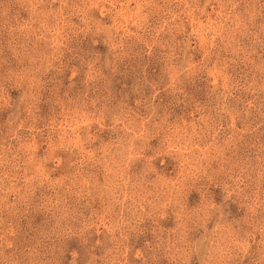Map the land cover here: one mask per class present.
Here are the masks:
<instances>
[{"label":"rangeland","instance_id":"1","mask_svg":"<svg viewBox=\"0 0 264 264\" xmlns=\"http://www.w3.org/2000/svg\"><path fill=\"white\" fill-rule=\"evenodd\" d=\"M0 264H264V0H0Z\"/></svg>","mask_w":264,"mask_h":264}]
</instances>
